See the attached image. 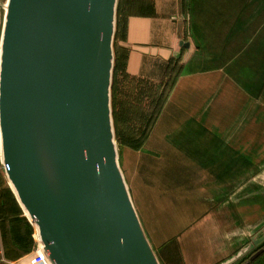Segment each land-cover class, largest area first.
<instances>
[{"label":"crops","instance_id":"obj_1","mask_svg":"<svg viewBox=\"0 0 264 264\" xmlns=\"http://www.w3.org/2000/svg\"><path fill=\"white\" fill-rule=\"evenodd\" d=\"M152 2L153 17L126 21V72L160 82L168 61L180 59L181 73L143 148H122L119 166L160 264H222L247 240L225 227L214 238L209 214L243 213L252 204L264 212V196L252 197L250 182L264 178V0ZM144 151L163 166H201L198 176L178 196ZM37 241L0 164V264H41Z\"/></svg>","mask_w":264,"mask_h":264},{"label":"water","instance_id":"obj_2","mask_svg":"<svg viewBox=\"0 0 264 264\" xmlns=\"http://www.w3.org/2000/svg\"><path fill=\"white\" fill-rule=\"evenodd\" d=\"M116 4L2 5L0 164L48 264H160L118 162ZM263 243L264 230L222 264Z\"/></svg>","mask_w":264,"mask_h":264},{"label":"trees","instance_id":"obj_3","mask_svg":"<svg viewBox=\"0 0 264 264\" xmlns=\"http://www.w3.org/2000/svg\"><path fill=\"white\" fill-rule=\"evenodd\" d=\"M152 0H118L113 43L112 119L117 148L139 151L181 73L180 59L168 61L160 82L131 76L126 72L128 51L124 41L126 21L131 17H153ZM264 244L242 259L241 263L264 264ZM255 257L254 255L257 254Z\"/></svg>","mask_w":264,"mask_h":264},{"label":"rangeland","instance_id":"obj_4","mask_svg":"<svg viewBox=\"0 0 264 264\" xmlns=\"http://www.w3.org/2000/svg\"><path fill=\"white\" fill-rule=\"evenodd\" d=\"M5 0H0V23H1V16L3 14V7L2 5L4 4ZM118 3V0H117ZM116 8H117V4H116ZM115 20H116V16H115ZM114 43V40H113ZM186 72V70H185ZM112 87V84H111ZM111 111H112V96H111ZM113 120V119H112ZM114 128V125H113ZM115 136V134H114ZM187 144L190 145L192 144V142L190 140H187ZM143 148V147H142ZM118 151V148H117ZM122 151V149L118 152V155L120 154V152ZM142 157H145L147 162H148V167L151 168L152 170H154L156 168V173L155 176H166V183L167 185H171V187H174L171 189V191H173L175 194H177L178 196H180V194H185V190L183 188L186 189V183H188L191 180L192 176H198L197 175V167L200 168L201 166H193V165H164L162 164V159H156L154 156L152 155H145L148 154L147 152H141ZM134 159V158H133ZM160 163V164H159ZM141 164V163H140ZM159 164V165H158ZM158 165V166H157ZM157 166V167H156ZM210 168V166H208V169ZM122 169L125 173V176L127 178V181H129V172L127 169V166L125 165V163H122ZM260 181L259 176H251V186H252V191H251V195L252 197L254 195H259L261 194L262 196H264L263 192H264V186H262V183L264 184V178H261V189H258V182ZM262 201V198H261ZM253 203V201H252ZM257 203V202H256ZM262 209V207L260 208ZM209 210L208 208H206V211ZM210 222V226H211V232H212V236L214 238L218 237L219 234V227L223 228L225 227L227 230L231 231V229L233 228V230L235 229V239L238 235H242V233L245 234V239H244V243L247 240L246 244H243L244 246H242V248H244L245 246H247V244H249L251 238L255 237V236H261L262 234V230H264V212L262 210L258 209V205H254L252 204V206L250 207L249 211H243V213L238 212V213H227V214H223V213H210L209 214V219ZM223 235V234H222ZM232 234H229L228 236L231 237ZM237 245V244H236ZM206 246V245H204ZM239 247V246H238ZM237 247V248H238ZM241 248V249H242ZM240 249V250H241ZM240 250H238L237 252H239ZM254 252V249L251 250L250 252H248L247 254H245L244 256H242L240 259H237L236 261H234V263L231 264H247V260L244 261L243 263H241L242 259L245 258L246 256L250 255L251 253ZM237 253L235 252L234 256Z\"/></svg>","mask_w":264,"mask_h":264},{"label":"built area","instance_id":"obj_5","mask_svg":"<svg viewBox=\"0 0 264 264\" xmlns=\"http://www.w3.org/2000/svg\"><path fill=\"white\" fill-rule=\"evenodd\" d=\"M39 241L36 242L37 246H36V250L34 251V255L40 260L41 264H45L44 260L47 261L46 259H44V257L40 256L38 253V249H39ZM2 262H5L3 259L1 260ZM47 264V262H46Z\"/></svg>","mask_w":264,"mask_h":264},{"label":"bare ground","instance_id":"obj_6","mask_svg":"<svg viewBox=\"0 0 264 264\" xmlns=\"http://www.w3.org/2000/svg\"><path fill=\"white\" fill-rule=\"evenodd\" d=\"M37 239H38V237H37ZM40 244V243H39ZM41 246V245H40ZM39 253H41V255H44L42 252H39ZM45 257V256H44ZM48 262V261H47Z\"/></svg>","mask_w":264,"mask_h":264},{"label":"flooded vegetation","instance_id":"obj_7","mask_svg":"<svg viewBox=\"0 0 264 264\" xmlns=\"http://www.w3.org/2000/svg\"><path fill=\"white\" fill-rule=\"evenodd\" d=\"M263 244H264V243H263ZM263 244H262V245H263Z\"/></svg>","mask_w":264,"mask_h":264}]
</instances>
